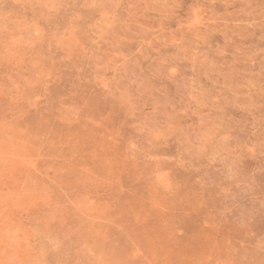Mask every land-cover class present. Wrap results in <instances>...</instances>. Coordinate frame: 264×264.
Masks as SVG:
<instances>
[{"label": "rangeland", "instance_id": "obj_1", "mask_svg": "<svg viewBox=\"0 0 264 264\" xmlns=\"http://www.w3.org/2000/svg\"><path fill=\"white\" fill-rule=\"evenodd\" d=\"M0 264H264V0H0Z\"/></svg>", "mask_w": 264, "mask_h": 264}]
</instances>
